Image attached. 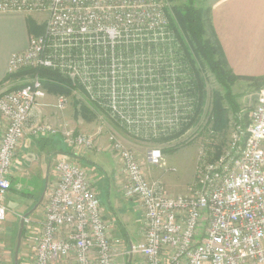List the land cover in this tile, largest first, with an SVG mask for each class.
<instances>
[{"label": "built area", "instance_id": "1", "mask_svg": "<svg viewBox=\"0 0 264 264\" xmlns=\"http://www.w3.org/2000/svg\"><path fill=\"white\" fill-rule=\"evenodd\" d=\"M165 9L164 0H0V12L47 13L44 30L11 55L8 72L60 70L90 99L108 107L131 134H167L180 126L179 102L149 103L138 96L162 75L158 66L166 55L144 44L166 41ZM23 84L13 90L0 86V223L7 218L6 198L27 124L48 93L38 74ZM68 103L61 94L55 107L63 110ZM32 131L57 129L40 121ZM65 135L72 148L95 146L91 135ZM108 147L127 178L121 185L124 196L136 199L143 212V242L125 248L113 236L92 171L63 160L42 228L31 237L32 264H126L135 254L145 264H264V85L247 128L234 126L229 148L204 163L189 194L171 195L161 181H150L136 153L116 136ZM162 160L160 148L147 150L148 164L158 166Z\"/></svg>", "mask_w": 264, "mask_h": 264}, {"label": "crops", "instance_id": "2", "mask_svg": "<svg viewBox=\"0 0 264 264\" xmlns=\"http://www.w3.org/2000/svg\"><path fill=\"white\" fill-rule=\"evenodd\" d=\"M211 7L213 28L233 71L241 76H263L264 0H212ZM37 17L35 12H0L2 87L10 88L21 80V72H8L10 57L28 47L30 36L43 31ZM57 98V94L48 92L27 124L25 137L12 170V186L6 198L8 215L0 223V264H17L19 255L27 247L33 258L31 244H26L25 241L30 242L31 237L42 228L46 204L44 197L54 185L57 165L63 160H74L95 170V187L111 223L112 234L122 240L125 248L144 240V236L140 237L137 232L139 222H143V212L136 199L124 196L120 170L115 167L114 162V166L109 167L112 170H106L97 164L91 153L80 152V149L72 148L68 144L65 126L71 122V115L68 107L65 110L55 107ZM40 121L48 122L57 132L34 134L33 126ZM3 131L4 121L0 116V138ZM22 181L24 185L18 183ZM36 181L39 185L33 183ZM20 187L31 192L26 194ZM37 188L42 191L40 194L35 192ZM13 192H16L14 197L18 207L15 211L7 204V199L13 197ZM34 195L37 196L36 200L32 199ZM40 204L42 208L38 213ZM133 259L128 257L126 264H134Z\"/></svg>", "mask_w": 264, "mask_h": 264}, {"label": "trees", "instance_id": "3", "mask_svg": "<svg viewBox=\"0 0 264 264\" xmlns=\"http://www.w3.org/2000/svg\"><path fill=\"white\" fill-rule=\"evenodd\" d=\"M168 1L170 4L165 9L168 16L166 41L144 44L145 47L150 48V52L166 55V62H161L158 66L159 73L162 75L153 77L150 80L152 84L149 83L147 86V93L138 96L149 103L152 101L160 103L162 100L167 103L179 102L181 121L179 128L154 138L177 139L199 119L206 96L205 79L201 72L204 66L210 69L216 81L223 87V97L235 115L234 126L241 125L243 128H247L250 116L249 114L239 116L241 105L238 98L240 94L235 93L234 87L239 81H247L251 88L258 90L264 85V75L241 76L233 71L213 28L212 7L205 9L198 6L197 0H186L183 5H175L177 0ZM207 29L210 30V34H207ZM38 34L40 32L35 35ZM172 62L175 65L171 66ZM152 63L156 65L155 61ZM25 70L32 75L38 74L44 88L49 93L66 96L73 95L77 91L84 93L86 101L79 100L73 95L76 111L84 119L92 120L95 117L94 111L101 110L129 132L120 120L112 116L108 107L102 105L99 100L90 99L82 85L73 81L60 70L52 68H27ZM23 85L22 83L11 86L10 90L18 89ZM103 100L100 101L104 102ZM217 100V98L214 99V107L218 110L217 123L213 126L214 131L218 130L223 120L220 111L223 108L219 106ZM155 109L159 108L156 106ZM212 153L209 161H215L222 155L219 148L215 153Z\"/></svg>", "mask_w": 264, "mask_h": 264}, {"label": "rangeland", "instance_id": "4", "mask_svg": "<svg viewBox=\"0 0 264 264\" xmlns=\"http://www.w3.org/2000/svg\"><path fill=\"white\" fill-rule=\"evenodd\" d=\"M164 1L166 3V6L170 4L168 0ZM185 1L186 0H177L174 4L183 5ZM197 5L206 9L212 6V0H197ZM34 12L38 15V22L44 30L47 13L43 11ZM206 32L207 34H210L209 29H207ZM25 69L27 68L20 70L22 75L21 80L15 82L13 86L22 84L31 79L33 75L29 74ZM201 72L205 79L206 91L204 104H202V112L199 119L177 139L166 140L156 139L153 137H137L127 132L123 126L118 124L117 121H114L110 115L101 110L94 111L95 117L92 120H86L82 117L81 114L76 111V108L74 106L73 95L79 100L86 101L84 93H81L80 91L74 92L73 95L68 96L69 103L67 107L70 111L71 122L68 123V126H65V128L67 129L66 132L70 131L77 134H86L93 136L95 140L94 148L81 147L79 148L80 152L91 153L97 164L103 166L104 168H106V170H112V168L109 167L115 165V167L120 170V175L122 177L121 182L124 183L127 178L119 157L116 155L115 151L108 147L109 139L111 136H116L117 138L122 140V142L128 148L132 149L136 153L138 159L144 166L146 176L150 181H161L168 194H189L190 189L195 185L197 178L200 175L204 163L209 161L211 153H215L217 151V148H219L221 153L223 154L229 148L235 125V115L232 113L225 98L223 97V87L216 81L214 75L207 66H204ZM262 88L263 86L258 90L253 89L247 81H239L235 85V93L240 94L238 98V102L241 105L239 113L240 117L245 116L246 114H249L250 116L252 109L259 102L260 91ZM216 98L218 99L217 101L219 106L223 108V110L220 109L223 120L218 130L214 131L213 126L217 123L218 119V110H216L214 107V99ZM151 147L160 148L162 150L163 160L161 165L153 166L146 162L147 150ZM85 166L92 171L93 175H95V170L93 168L89 167L88 165ZM110 172L111 171H109V173ZM18 183L20 185H24L23 181ZM33 183L37 184V181ZM55 184L56 181L53 186H55ZM53 186L49 188L44 197L46 201ZM19 189L25 191L26 194L31 192L23 189L22 187H20ZM40 191V188H37L35 190V192L39 194L42 192ZM12 194L13 197L7 199V204L12 210L15 211L18 208L16 198L14 197L16 192H13ZM35 196L36 195H34L32 199L36 200ZM41 208L42 207L40 204L37 210L38 213L41 212ZM139 223L140 226L137 232L138 235L142 237L143 222L140 221ZM138 240L139 242L141 241L140 239ZM25 242L26 244L30 245L31 239L30 242L28 240H26ZM15 244L16 241L14 243V250ZM28 248L29 247L23 250V253L19 255V262L17 264H32L33 258L31 255V251H29ZM133 258L134 264H145V260L141 255L135 254Z\"/></svg>", "mask_w": 264, "mask_h": 264}, {"label": "water", "instance_id": "5", "mask_svg": "<svg viewBox=\"0 0 264 264\" xmlns=\"http://www.w3.org/2000/svg\"><path fill=\"white\" fill-rule=\"evenodd\" d=\"M22 233V232H21ZM20 238H21V234H20Z\"/></svg>", "mask_w": 264, "mask_h": 264}]
</instances>
